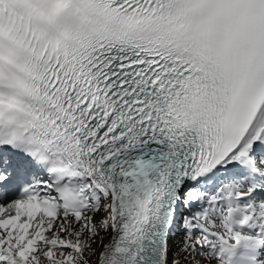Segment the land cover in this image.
Masks as SVG:
<instances>
[{"label": "snow or ice", "instance_id": "obj_1", "mask_svg": "<svg viewBox=\"0 0 264 264\" xmlns=\"http://www.w3.org/2000/svg\"><path fill=\"white\" fill-rule=\"evenodd\" d=\"M0 264H264V0H0Z\"/></svg>", "mask_w": 264, "mask_h": 264}]
</instances>
